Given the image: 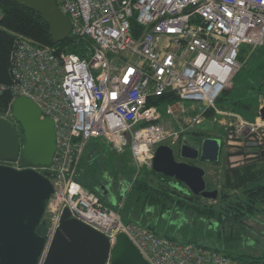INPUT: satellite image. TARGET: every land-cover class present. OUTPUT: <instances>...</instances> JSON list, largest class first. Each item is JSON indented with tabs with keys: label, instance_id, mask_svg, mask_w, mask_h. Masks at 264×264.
Instances as JSON below:
<instances>
[{
	"label": "built area",
	"instance_id": "built-area-1",
	"mask_svg": "<svg viewBox=\"0 0 264 264\" xmlns=\"http://www.w3.org/2000/svg\"><path fill=\"white\" fill-rule=\"evenodd\" d=\"M54 1L69 19L71 35L90 40L88 57L16 34L12 82L0 84V93L8 90L12 96L7 117H1L9 120L12 100L23 95L39 107L41 118L49 117L54 124L50 164L33 165L20 156L3 162L35 169L52 184L37 264L43 262L65 207L111 244L118 232L125 233L149 264H236L221 250L123 222L122 202L117 208L104 205L75 176L91 138L105 139L119 153L127 148L140 167L151 165L157 145L178 148L181 135L209 116L226 124L225 131L235 127L242 138L253 133L258 123L240 116L231 121L236 115L221 110L216 100L241 66L242 46L253 51L264 42V0ZM166 92L176 98L162 108L148 103ZM183 101L197 105L186 108Z\"/></svg>",
	"mask_w": 264,
	"mask_h": 264
},
{
	"label": "water",
	"instance_id": "water-1",
	"mask_svg": "<svg viewBox=\"0 0 264 264\" xmlns=\"http://www.w3.org/2000/svg\"><path fill=\"white\" fill-rule=\"evenodd\" d=\"M38 13L49 27L53 43L72 41L71 25L54 0H14ZM264 119V105L259 108ZM14 122L0 116V264H37L45 242L43 219L46 202L53 190L50 179L32 169H16L3 162L19 156L33 165H48L55 148L54 124L41 118L39 107L19 95L10 105ZM221 140L207 136L193 145L182 139L176 160L173 148L161 143L154 148L151 168L182 182L195 195L215 198L218 189H207L203 167L187 160L216 162ZM259 155L264 157V148ZM106 189V188H105ZM42 264H149L123 232L115 241L62 210Z\"/></svg>",
	"mask_w": 264,
	"mask_h": 264
},
{
	"label": "trees",
	"instance_id": "trees-1",
	"mask_svg": "<svg viewBox=\"0 0 264 264\" xmlns=\"http://www.w3.org/2000/svg\"><path fill=\"white\" fill-rule=\"evenodd\" d=\"M136 28L137 25L132 23V29ZM16 34H22L41 44H48L67 52L76 53L81 58H87L89 55V39L73 36L72 41L65 39L53 43L49 27L38 13L14 0H0V84L12 82L10 65ZM261 66L264 68V62L260 65V69H262ZM257 86H261V84H257ZM228 90L224 91L228 92ZM257 92L264 93L260 88ZM11 98L8 90L0 93V116L8 111ZM175 98L171 92H166L161 96L150 97L148 103L162 108L164 104ZM224 108L234 110L246 119L251 120L255 117L252 111L246 112V103L232 101ZM186 134L195 136L199 141L204 137L213 136L203 130H191ZM99 140L105 144L103 148L99 147ZM197 140L192 144H199ZM222 145L221 142V155ZM244 148L246 146L234 153L249 152ZM125 152L129 158L126 157ZM95 154H99V160H95ZM257 158L263 160V157L259 155ZM188 162L194 163L193 161ZM216 162L219 163V159ZM136 169L137 171H135ZM223 173L218 195L212 198L213 203H206L203 200L204 197L192 194L182 182L157 172L146 164L137 167L129 151L119 153L112 149L105 139L97 138L94 142L85 144L75 179L82 186L94 192L100 201L108 207L117 208L118 204L122 202L119 212L123 222L136 223L158 235L176 240L173 236L162 235L155 231L149 219H152L154 215L161 216L168 211L190 210L206 219L216 229L218 239L223 242L236 241L242 235H246V232H242L245 227L244 221L253 217L256 212L261 210L260 206L264 205V169L260 168L256 162L248 161L241 165L225 167ZM216 186L217 183L215 188ZM122 190L123 193H121ZM227 228L229 229L226 230ZM198 245L209 248L206 245ZM209 249L223 251L234 259L236 264H264V251L258 253L236 252L224 247Z\"/></svg>",
	"mask_w": 264,
	"mask_h": 264
},
{
	"label": "rangeland",
	"instance_id": "rangeland-1",
	"mask_svg": "<svg viewBox=\"0 0 264 264\" xmlns=\"http://www.w3.org/2000/svg\"><path fill=\"white\" fill-rule=\"evenodd\" d=\"M239 61L241 62V66L232 78V81L227 88L229 89L228 92H222L219 95L216 104L221 110L225 111L224 107L230 105L232 101L246 103L245 110L248 113L252 111L255 115L254 119H246L234 110H230V112H233L236 117H230L229 119L234 121L240 116V118L249 122L258 123V126L254 125L256 127L254 132L247 137L242 138L241 136L236 135L234 131L235 127L225 131L224 126H226V124L224 125L217 121L212 122L210 116L201 124L195 125L193 130H203L208 132V134L213 135L212 137H220V140L223 143L221 151L222 155H219V163L216 162V164L215 162H208L200 159L193 160L195 165L201 166L205 170L204 177L207 189H214L216 183L217 189L222 185L225 167L254 161L260 166V168L264 169V158L263 160L258 159L257 156L254 155L256 151L250 153H234L245 147L244 144L248 141L258 140L264 143V119L262 120L257 111L259 106L264 105V85L257 86V84L263 79L260 74V65L264 62V42L253 51H250L248 46L243 45ZM259 88L262 90L263 94L257 92ZM191 104H194L195 106L197 105L196 103H193V101H183V105L186 108ZM3 116L7 117L6 114ZM8 119L12 123L14 122L12 117H8ZM179 123L183 124V121L179 120ZM180 138H185L190 144L197 140L195 136L190 134H186L185 136L183 134ZM95 139L97 138H91L88 142L92 143ZM197 141L200 143L201 140ZM98 145L101 148L105 146L100 140ZM175 147L176 146L174 145L173 151L176 160H182L179 157L178 148ZM125 151H128V149L126 148ZM126 157L129 158L127 155ZM94 158L95 160H99V154H95ZM146 166L149 165L146 164ZM135 171H137V169ZM121 193H123V191ZM203 200H205L206 203H213L212 198H204ZM260 207L261 210L259 212H256L253 217L247 218L244 221L245 227L242 232H246V235H242L240 239L236 241L223 242L218 239L216 236V229L213 228L206 219L198 216V214L190 210H175L165 212L161 216L154 215L152 219H149V222H152L155 231L159 234L173 236L179 242L190 241L196 244L206 245L207 247L209 246V248L218 247V249H220L224 247L236 252L244 251L258 253L264 251V205ZM228 229L229 228L226 230ZM245 237L248 238L246 239Z\"/></svg>",
	"mask_w": 264,
	"mask_h": 264
},
{
	"label": "flooded vegetation",
	"instance_id": "flooded-vegetation-1",
	"mask_svg": "<svg viewBox=\"0 0 264 264\" xmlns=\"http://www.w3.org/2000/svg\"><path fill=\"white\" fill-rule=\"evenodd\" d=\"M260 74L263 77V79L258 83V85H260V84L261 85H264V68L263 69H260ZM259 108H260V106L258 107V110L257 111H258V114L260 116ZM244 145L246 146V148H244V150H248L249 153L252 152V151H254V152L256 151V153H254L255 156L259 155L260 150L264 148V143H262V142H260L258 140H256V141L255 140L248 141ZM187 161H193V160H187Z\"/></svg>",
	"mask_w": 264,
	"mask_h": 264
},
{
	"label": "crops",
	"instance_id": "crops-1",
	"mask_svg": "<svg viewBox=\"0 0 264 264\" xmlns=\"http://www.w3.org/2000/svg\"><path fill=\"white\" fill-rule=\"evenodd\" d=\"M123 191V190H122ZM111 197H112V195H110ZM112 198H114V197H112Z\"/></svg>",
	"mask_w": 264,
	"mask_h": 264
}]
</instances>
